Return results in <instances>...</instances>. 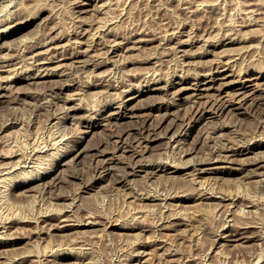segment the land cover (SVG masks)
Masks as SVG:
<instances>
[{
  "label": "rangeland",
  "instance_id": "rangeland-1",
  "mask_svg": "<svg viewBox=\"0 0 264 264\" xmlns=\"http://www.w3.org/2000/svg\"><path fill=\"white\" fill-rule=\"evenodd\" d=\"M200 1L203 2L0 0V153L13 148L18 154L14 157L18 160L17 165H0L1 170L5 169L3 172L0 170V217L15 213L17 216L24 210L23 214L33 216L13 225L0 220V264H38V258L44 260V264L47 261V264H264V166L258 167L264 164V0H204L212 4L208 5L210 9L216 8L211 13L204 11L208 6ZM245 1L247 4L254 3L244 5ZM187 6H190L192 12L182 9ZM241 6L244 12L240 10ZM82 8L84 12H80ZM81 17L88 22L93 20V25L98 26L93 28L89 24H82L79 20ZM87 27H90L89 31L82 29ZM75 31H83L84 35L77 36ZM108 31L113 32L116 41H119L116 45H108L110 51L107 53L103 50L107 48L98 43H107V39L113 38ZM143 31L147 33L139 34ZM227 35L242 40L230 43ZM154 36H157L154 41H135L138 38L149 40ZM222 37L227 38L224 44L220 43ZM170 38L174 41L170 42ZM181 41L184 43L180 44ZM37 42L40 43L39 47H35ZM41 42L48 44L41 45ZM82 51L85 54L92 53V57L96 58H87L84 54L78 57L80 59H72L73 54ZM163 52L168 54L164 55ZM157 54L162 55L158 57ZM81 56L86 59H81ZM49 57H54V61H49ZM75 60L82 61L80 63ZM75 64L77 67L73 66ZM67 75L71 77L65 80ZM49 78L58 80L50 81ZM158 78H162V81H153ZM167 78L173 79L174 85L169 84ZM60 80L65 81L66 85L54 91L51 85ZM110 83L115 87L108 85ZM223 101H228V107L221 108ZM37 102L52 104L45 111L37 108ZM195 103L199 109L205 107L206 111L196 113L198 105ZM48 110H51L50 113ZM143 112L150 113L143 115ZM203 112L204 117L201 116ZM143 119L154 126L150 128L156 133L157 139L144 142L142 147L138 146L142 152H135L132 147L138 143L136 138L139 135L136 138L125 135L122 141L117 135H112L122 128L125 130L135 126L137 130ZM182 122L184 125L180 132L175 133ZM155 124L158 126L155 127ZM124 138L127 141H123ZM241 144L251 146L252 150L239 155L230 151V157L214 159L205 164L208 171L195 169V165L197 168L202 166L195 162L203 158L205 161L214 148H237ZM189 145L194 146L191 153L185 151ZM20 146H23L22 150ZM65 148L71 151L66 153ZM20 155L23 157L20 158ZM0 159L3 162V157ZM256 161L260 164H253ZM128 162L138 165L133 169ZM154 163L167 165L169 174L155 170L151 167ZM123 169L131 170L127 180L122 183L113 182L115 171ZM102 171L105 177L100 178ZM73 173L80 177H74ZM50 179L53 181L50 182ZM90 183H94L92 188L87 185ZM181 185L188 192L199 189L212 192L214 186L217 189L213 193L224 190L225 194H229L228 198L222 200V204H230L231 199L234 203L224 207L222 204L217 206L198 199L173 198L177 186ZM50 191L56 192L57 199H51ZM16 192L20 193L19 196ZM147 193H155L166 199L155 200L158 203L155 205L149 204L152 203L150 200L139 199ZM222 194L218 192L214 196ZM161 202L165 205H160ZM61 205L66 206L58 211L62 216L55 215L51 219L40 216L42 209L41 213L46 211V214H52L57 211L54 206L60 208ZM88 205L92 206L94 215L100 216H87V211L82 208ZM226 208L229 209L226 211ZM75 214L80 215L83 222L77 220ZM167 214L175 218L171 220L166 217ZM177 216L190 219H184L186 224H170L174 221L183 222ZM28 219H32V222ZM91 220H99L101 223L90 225L88 222ZM245 222H252L247 230L240 227ZM130 223L136 227H122ZM65 225L67 227H63ZM162 225L172 227L167 228L168 231L162 229ZM153 233H157V236H153ZM145 242L152 248H145ZM166 247H170L168 251ZM50 248L53 254H50ZM171 248L177 251L170 253ZM70 249L77 250L80 257L69 253L58 254ZM144 250L145 253L141 255ZM42 251H45V255H42Z\"/></svg>",
  "mask_w": 264,
  "mask_h": 264
},
{
  "label": "bare ground",
  "instance_id": "bare-ground-1",
  "mask_svg": "<svg viewBox=\"0 0 264 264\" xmlns=\"http://www.w3.org/2000/svg\"><path fill=\"white\" fill-rule=\"evenodd\" d=\"M25 1H27V0H25ZM161 1H164V0H161ZM168 1V0H167ZM175 1H178V2H182V4L184 3H186V2H189V0H175ZM241 1V0H240ZM55 2V1H54ZM172 2V1H171ZM198 2V1H197ZM205 2H207V1H204L203 0V2L202 1H200V3L201 4H204V5H211L212 6V4H208V3H205ZM239 2V1H238ZM28 3H29V1H28ZM59 3H61V2H59ZM84 3V2H83ZM157 3V2H156ZM168 3V2H167ZM196 2H194V4H195ZM217 3H219V2H217ZM241 3V2H240ZM254 3V2H253ZM253 3H251V4H253ZM24 4H25V2H24ZM190 4H192V3H190ZM198 6L200 5V4H198V3H196ZM213 4H214V2H213ZM239 4V3H238ZM242 4V3H241ZM250 3L249 4H247L246 3V1H245V3H244V5H251ZM263 4H264V2H263ZM23 5V4H22ZM158 5H160V4H158ZM28 6H29V4H28ZM145 6H147V5H145ZM148 6H151V5H148ZM184 6V5H183ZM197 6V7H198ZM227 6V5H226ZM239 6V5H238ZM243 6V5H242ZM242 6H241V9L240 10H244L243 8H242ZM22 7V6H21ZM158 7V6H157ZM156 7V8H157ZM169 7V6H168ZM180 7V6H179ZM228 7V6H227ZM240 7V6H239ZM238 7V8H239ZM27 8H29V7H27ZM161 8V7H160ZM190 8V6H187V7H182V9H185L186 11L185 12H192V10H190L189 9ZM219 8H220V6H219ZM223 8H225V7H223ZM248 8V7H247ZM21 9V8H20ZM40 9V8H39ZM203 9V8H202ZM226 10H228L227 8H225ZM246 9V8H245ZM45 10V9H44ZM82 11H80V12H84V10H83V8L81 9ZM195 10V9H194ZM235 10V9H234ZM238 10V9H237ZM239 10V11H240ZM27 11H28V9H27ZM26 11V12H27ZM74 11V10H73ZM139 11V10H138ZM149 11H151V10H149ZM149 11H147V12H149ZM204 11H207V13L208 12H215L216 11V8L215 7H212L211 9H210V7L208 6L207 8H205L204 9ZM252 11V10H251ZM19 12H20V10H19ZM165 12H166V10H165ZM244 12V11H243ZM22 13V12H21ZM36 13H38V12H36ZM139 13V12H138ZM224 13V12H223ZM31 14H33V13H31ZM39 14H40V12H39ZM161 14H163V13H161ZM168 14V13H167ZM187 14V13H186ZM221 14V13H220ZM247 14V13H246ZM27 15V14H26ZM36 15V14H35ZM74 15V14H73ZM79 15V14H78ZM77 15V16H78ZM81 15V14H80ZM94 15V14H93ZM153 15V14H152ZM164 15H165V13H164ZM189 15V14H188ZM20 16V15H19ZM30 16V15H29ZM84 16V15H83ZM251 16V15H250ZM85 17V16H84ZM208 17H210V16H208ZM243 17V16H242ZM247 17H249V16H247ZM21 18V17H20ZM24 19V18H23ZM86 19H87V17H86ZM92 19V18H91ZM95 19H96V17H95ZM94 19V20H95ZM209 19V18H208ZM79 20L82 22V24H89V26H91V27H93V28H95V27H97V26H94L93 24H94V22H93V20L92 21H90V22H88V21H86L83 17H81V18H79ZM79 20H77V21H79ZM20 21V20H19ZM73 21V20H72ZM166 21V20H165ZM183 21V20H182ZM201 21V20H200ZM210 22V21H209ZM253 22V21H252ZM155 23V22H154ZM161 23V22H160ZM165 23H167V22H165ZM171 23V22H170ZM178 23V22H177ZM74 24V23H73ZM81 24V25H82ZM158 24V23H157ZM181 24V23H180ZM185 24V23H184ZM222 24V23H221ZM257 24V23H256ZM170 25H172V24H170ZM193 25H195V24H193ZM72 26V25H71ZM75 26H77V25H75ZM101 26V24H99V27ZM155 26V25H154ZM159 27H160V25H158ZM174 26V25H173ZM175 27V26H174ZM185 27V26H184ZM193 27V26H192ZM239 27V26H238ZM8 28H10V26L8 27ZM81 28V27H80ZM88 28H90V27H87V28H82V29H84L85 31H89L88 30ZM145 28H147V27H145ZM149 28V27H148ZM152 27H150V29H151ZM167 28V27H166ZM180 28V27H179ZM207 28V27H206ZM98 29V28H97ZM137 29H138V27H137ZM153 29V28H152ZM162 29V28H161ZM172 29V28H171ZM201 29V28H200ZM228 29V28H227ZM239 29V28H238ZM3 30V29H2ZM69 30V29H68ZM71 30V29H70ZM75 30V29H74ZM108 30V29H107ZM116 30V29H115ZM114 30V31H115ZM135 30V29H134ZM157 30V29H156ZM206 30V29H205ZM229 30H231V29H229ZM235 30V29H234ZM237 30V29H236ZM249 30H251V29H249ZM17 31V30H16ZM64 32H65V30H63ZM112 31V30H111ZM109 32L110 33V35L111 36H113V38H109V39H107L108 41H107V43L106 42H100L99 41V43L98 44H101L102 46H103V48H107V46L108 45H116L118 42L117 41H119V40H117L116 41V35L113 33V32ZM138 31V30H137ZM161 31V30H160ZM176 31V30H175ZM83 32V31H82ZM82 32H80V31H75L74 32V34L75 35H77V36H81L83 33ZM163 31H161V33H162ZM166 32V31H165ZM167 32H169L170 33V31H168L167 30ZM174 32V31H173ZM227 32V31H226ZM229 32V31H228ZM233 32V31H232ZM239 32V31H238ZM250 32H252V31H250ZM66 33H68V32H66ZM107 33V32H106ZM117 33V32H116ZM135 33V32H134ZM140 33H147V32H145V31H143V32H139V34ZM149 33H152L151 31L149 32ZM208 33V32H207ZM247 33V32H246ZM23 34V33H22ZM59 34V33H58ZM60 34H62V33H60ZM70 34V33H69ZM91 34V33H90ZM102 34V33H101ZM136 34V33H135ZM252 34V33H251ZM84 35V34H83ZM96 35V34H95ZM153 35V34H152ZM216 35V34H215ZM215 35H213V36H215ZM226 35V34H225ZM248 35H250V34H248ZM1 36V35H0ZM46 36V35H45ZM101 36H103V35H101ZM110 36V37H111ZM115 36V37H114ZM132 36V35H131ZM246 36V35H245ZM53 37V36H52ZM130 37V36H129ZM139 37V36H138ZM164 37V36H163ZM168 37V36H167ZM166 37V38H167ZM191 38H193L192 36H190ZM221 37V36H220ZM227 37L230 39V43H234V42H236V41H238V40H242L241 38H235V37H232L231 35H227ZM54 38V37H53ZM61 38V37H60ZM77 38V37H76ZM83 38V37H82ZM107 38V37H106ZM204 38V37H203ZM62 39V38H61ZM70 40H71V38H69ZM124 39V38H123ZM130 39H132V38H130ZM143 39V38H142ZM155 39H157V36H154L152 39H149V40H141V38H138L137 40H135V41H154ZM176 39V38H175ZM198 39V38H197ZM227 38H225V37H222L221 38V44H224L226 41ZM244 39V38H243ZM6 40V39H5ZM8 40H10V39H8ZM16 40H18V39H16ZM24 40V39H23ZM102 40V39H101ZM165 40V39H164ZM192 40V39H191ZM207 40V39H206ZM3 41V40H2ZM1 41V44H3V42ZM7 41V40H6ZM6 41H5V43H6ZM12 41H14L15 42V40L13 39ZM19 41H21V39L19 40ZM76 41H77V39H76ZM105 41V40H104ZM110 41V42H109ZM112 41H115V43L113 44V42ZM122 41V40H121ZM129 41H131V40H129ZM169 41L170 42H173L174 40L172 39V38H170L169 39ZM194 41V40H193ZM14 42H13V44H14ZM49 42V41H48ZM54 42V41H53ZM77 42H80V40L79 41H77ZM94 42V41H93ZM111 42H112V44H111ZM177 42H179V41H177ZM208 42V41H207ZM229 42H227V43H229ZM22 43V42H21ZM38 43V42H37ZM36 43V44H37ZM184 43V41H181L180 42V44H183ZM188 43H190V42H188ZM9 44V43H8ZM35 44V47H39V45H40V43H38L37 45ZM45 44V42H41V45H44ZM48 43H46L45 45H47ZM58 44V43H57ZM57 44H53V45H56L57 46ZM76 44H78V43H76ZM89 44V43H88ZM167 44V43H166ZM215 45H217V43H214ZM5 45H7V44H5ZM19 45V44H18ZM92 45V44H91ZM34 46V45H33ZM50 47H51V45H50ZM89 47V46H88ZM87 47V48H88ZM134 47V46H133ZM132 47V48H133ZM139 47V46H138ZM137 47V48H138ZM47 48V47H46ZM49 48V47H48ZM97 48H98V46H97ZM109 48V47H108ZM103 49L105 52H109L110 51V49ZM119 48H121V47H119ZM37 49V48H36ZM90 49V48H89ZM95 49V48H94ZM101 49V48H100ZM134 49V48H133ZM13 50V49H12ZM15 50V49H14ZM33 50V49H32ZM69 50V49H68ZM77 50V49H76ZM75 50V51H76ZM185 50V49H184ZM41 51V50H40ZM58 51V50H57ZM66 51V50H65ZM73 51V50H72ZM103 51V52H104ZM115 51V50H114ZM68 52V51H67ZM70 52V51H69ZM82 52H84V51H82ZM82 52L81 53H75V54H73L71 57H73L72 59H76V57L78 58L80 55H84L85 54V52L82 54ZM101 52H102V50H101ZM157 52V51H156ZM184 52H186V51H184ZM208 52V51H207ZM46 53V52H45ZM100 53V52H99ZM99 53H96V54H98V55H102V54H99ZM150 53V52H149ZM164 53V55L165 54H168V53H166V52H163ZM176 53H177V51H176ZM13 54V53H12ZM11 54V55H12ZM64 54V53H63ZM92 54V53H91ZM91 54H89L88 52H87V54H85V55H87V58H88V56H91L92 57V55ZM106 54V53H105ZM105 54H103V55H105ZM10 55V54H9ZM8 55V56H9ZM60 55H62V54H60ZM69 55V54H68ZM108 55V54H107ZM149 55V54H148ZM162 55V54H161ZM160 55V56H161ZM174 55H176V54H174ZM8 56H6V58L8 57ZM47 56H48V54H47ZM51 56V55H50ZM157 56H158V54H157ZM160 56H158V57H160ZM178 56V55H177ZM186 56V55H185ZM62 57V56H61ZM84 56H81V59L83 58ZM95 57V56H94ZM94 57H92L91 59H93ZM148 57V56H147ZM179 57V56H178ZM10 58V57H9ZM37 58V57H36ZM65 58H67L66 56H65ZM96 58V57H95ZM164 58V57H163ZM231 58V57H230ZM71 59V60H72ZM78 59H80V58H78ZM83 59H86V58H83ZM90 59V58H89ZM146 59V58H145ZM148 59V58H147ZM150 59V58H149ZM4 60V59H3ZM161 60V59H160ZM36 61V60H35ZM49 61H54V57H49ZM75 61H80V63H81V61L82 60H75ZM87 61H89L88 59H87ZM92 61V60H91ZM137 61V60H136ZM143 61V60H142ZM63 62V64L65 63L64 61H62ZM84 62V61H83ZM99 62H101V61H99ZM60 63V62H59ZM72 63V62H71ZM105 63V62H104ZM48 64V63H47ZM46 64V65H47ZM69 64V63H68ZM73 64H74V60H73ZM236 64V63H235ZM62 65V64H61ZM99 65H100V63H99ZM42 67L44 66V63L41 65ZM40 66V67H41ZM67 66V65H66ZM73 66H76L77 67V65L75 64V65H73ZM4 67V66H3ZM47 67H48V65H47ZM45 68V67H44ZM214 68H216V67H214ZM41 69V68H40ZM241 69H242V67H241ZM44 70V69H43ZM79 70V69H78ZM71 71V70H70ZM209 71V70H208ZM212 71V70H211ZM240 71V70H239ZM75 72V71H74ZM242 72V71H241ZM49 73V72H48ZM76 73V72H75ZM78 73H79V71H78ZM202 73V72H201ZM64 74V73H63ZM67 74V73H66ZM211 74V73H210ZM240 74V73H239ZM238 74V75H239ZM41 75V74H40ZM61 75V74H60ZM75 75V74H74ZM74 75H72V76H74ZM77 75H79V74H77ZM173 75V74H172ZM175 75V74H174ZM201 75V74H200ZM206 75H208V74H206ZM70 76V75H69ZM68 75L66 76V79L65 80H68V77H69ZM133 76V75H132ZM198 76V75H197ZM196 76V78H201V76L200 77H197ZM71 77V76H70ZM194 77V76H193ZM54 78H56V77H54ZM164 78H166V77H164ZM169 78V77H168ZM168 78H167V80H168ZM182 78H185V77H182ZM250 78V77H249ZM1 79H3L2 78V76H1ZM5 79V78H4ZM41 79V78H40ZM50 79H52V78H49V80ZM61 79V78H60ZM128 78H126V80H127ZM145 79V78H144ZM150 79V78H149ZM8 80V79H7ZM36 80V79H35ZM43 80H45V79H43ZM53 80V79H52ZM55 80H58V79H55ZM55 80H53V81H55ZM73 80V79H72ZM74 80H75V78H74ZM80 80H82V79H80ZM189 80V79H188ZM196 80V79H195ZM33 81V80H32ZM38 81V80H37ZM42 81V80H41ZM41 81H39V83H41ZM51 81V80H50ZM52 81V82H53ZM112 81H113V79H112ZM125 81V80H124ZM153 81H156V82H159V81H162V78H158V79H156V80H153ZM200 81H202V80H200ZM199 81V82H200ZM12 82V81H11ZM31 82V81H30ZM29 82V83H30ZM57 82H59V81H57ZM75 82H77V81H75ZM79 82V81H78ZM149 82V81H148ZM169 84H171V85H174V80L172 79V80H168L167 81ZM204 82V81H203ZM258 82V81H257ZM13 83V82H12ZM44 83V82H43ZM81 83V82H80ZM202 83V82H201ZM224 83V82H223ZM2 84V83H1ZM6 85H7V83H5ZM46 84V83H45ZM49 84H51V82L49 83ZM102 84V83H101ZM101 84H99V85H101ZM118 84H120V83H118ZM159 84V83H158ZM193 84V83H192ZM40 85H42V84H40ZM64 85H66V82L65 81H61L60 80V82L59 83H57V84H54L53 86L51 85V87L52 88H54V91H56L55 89H59V88H64ZM73 85V84H72ZM97 85V84H96ZM108 85H111V83L110 84H108ZM117 85V84H116ZM3 86V85H2ZM5 86V85H4ZM3 86V87H4ZM10 86V85H9ZM13 86H14V84H13ZM69 86V85H68ZM76 86H77V84H76ZM88 86V85H87ZM112 86H114L115 87V85L113 84V85H111V87ZM168 86V85H167ZM195 86V85H194ZM199 86V85H198ZM243 86L245 87V84L243 83ZM15 87H17V86H15ZM18 87H20V86H18ZM22 87V86H21ZM44 87V86H43ZM43 87L41 86V88L43 89ZM117 87V86H116ZM140 87V86H139ZM165 87H166V85H165ZM201 87V86H200ZM211 87V86H210ZM13 88V87H12ZM32 88H35V87H30V89H32ZM46 88H48V85H47V87ZM50 88V87H49ZM118 88V87H117ZM125 88V87H124ZM141 88V87H140ZM164 88V87H163ZM183 88V87H182ZM209 88V87H208ZM237 88V87H236ZM13 89H16V88H13ZM20 90H22L21 88H19ZM44 89H45V87H44ZM149 89V88H148ZM179 89V88H178ZM223 89V88H222ZM8 90V89H7ZM11 90V89H10ZM19 90V91H20ZM23 90H25V89H23ZM28 90V89H27ZM35 90V89H34ZM180 90H181V87H180ZM219 90V89H218ZM37 91H40V89H38ZM50 91V90H49ZM141 91V90H140ZM10 92V91H9ZM33 92V91H32ZM41 92V91H40ZM58 92V91H57ZM227 92V91H226ZM236 92H237V90H236ZM248 92V91H247ZM2 93V92H1ZM14 92L12 91V94H13ZM52 93V92H51ZM20 94V93H19ZM47 94V93H46ZM201 94V93H200ZM232 94V93H231ZM238 94V93H237ZM236 94V95H237ZM28 95V94H27ZM37 95V94H36ZM39 95V94H38ZM60 95V94H59ZM197 95V94H196ZM202 95V94H201ZM234 95L235 94H233V97H234ZM244 95V94H243ZM254 95V94H253ZM252 95V96H253ZM40 96V95H39ZM190 96H193V95H190ZM241 96V95H240ZM10 97V96H9ZM35 98H36V96H34ZM46 97V96H45ZM52 97H54V96H52ZM55 97H56V95H55ZM188 97V96H187ZM259 97V96H258ZM5 98V97H4ZM39 98V97H38ZM42 98V97H41ZM60 98V97H59ZM61 98H62V96H61ZM192 98H194V97H192ZM225 98V97H224ZM262 98V97H261ZM2 99V98H1ZM6 99V98H5ZM53 99V98H52ZM63 99H65V98H63ZM113 99V98H112ZM195 99V98H194ZM227 99V98H226ZM230 99V98H229ZM241 98L239 97V100H240ZM242 99H244V100H247V98H242ZM256 99H257V97H256ZM15 100V99H14ZM47 100H48V98H47ZM50 100V99H49ZM55 100V99H54ZM60 100V99H59ZM62 100V99H61ZM192 100V99H191ZM196 100V99H195ZM195 100H193L194 102H195ZM217 100H219V99H217ZM225 100V99H224ZM262 100V99H261ZM13 101V100H12ZM42 101H43V99H42ZM44 101H46V100H44ZM161 101V100H160ZM235 101V100H234ZM253 101H255V100H253ZM7 102V101H6ZM110 102H112V101H110ZM197 102V101H196ZM228 102V101H227ZM227 102H225V101H223L221 104V108H225L227 105H226V103ZM232 102V101H231ZM230 102V103H231ZM237 102H239V101H237ZM241 103H242V101H240ZM3 103V102H2ZM39 102H37V108L38 109H40V108H42V109H44L45 111L47 110V108H49L50 106H51V104H52V102H51V104L50 103H45V102H42V103H39ZM55 103H57V102H55ZM203 103V102H202ZM201 103V104H202ZM252 103V102H251ZM118 104H120V103H118ZM196 104V103H195ZM35 105V104H34ZM112 105V104H111ZM152 106L153 105H155V104H151ZM194 105V104H193ZM196 105H198V104H196ZM205 105V104H204ZM81 106V105H80ZM80 106H77V107H80ZM106 106V105H105ZM109 106V105H108ZM163 106H164V104H163ZM216 106V105H215ZM35 107H36V105H35ZM82 107V106H81ZM85 107V106H84ZM87 107V106H86ZM144 107V106H143ZM199 107V105L197 106V108ZM203 107V106H202ZM208 107V106H207ZM212 107V106H211ZM228 107V106H227ZM32 108H34V107H32ZM70 108H72V107H70ZM91 108V107H90ZM103 109H104V107H102ZM124 108H126V107H124ZM168 108V107H167ZM35 109V108H34ZM52 109V108H51ZM211 109V108H210ZM215 109H217V107L215 108ZM254 109V108H253ZM36 110V109H35ZM194 110V109H193ZM204 110V112L206 111V108L205 107H203V109L201 108V109H197L196 110V113L197 112H200V111H203ZM214 110V109H213ZM49 111V113H50V111L51 110H48ZM47 111V112H48ZM69 111V110H68ZM90 111V110H89ZM167 111V110H166ZM204 112L202 113V117H204ZM54 113V112H53ZM57 113V112H56ZM68 113V112H67ZM120 113V112H119ZM144 113H150V112H143L142 114L144 115ZM114 114V113H113ZM124 114V113H123ZM167 114V113H166ZM194 114H195V112H194ZM216 114H218V113H216ZM220 114V113H219ZM258 114V113H257ZM264 114V113H263ZM53 115V114H52ZM76 115V114H75ZM89 115H91V114H89ZM125 115V114H124ZM135 115H137V114H135ZM140 115V114H139ZM142 115V116H143ZM260 115V114H259ZM141 116V115H140ZM200 116V118H202ZM72 117V116H71ZM94 117V116H93ZM143 117H145V116H143ZM73 118V117H72ZM92 118V117H91ZM142 118V117H141ZM71 119V118H70ZM139 120V119H138ZM173 120H175V118H173ZM146 119L144 120H142V122H140V127H138L137 128V130H136V128H135V126H133V124H132V126L133 127H129L128 129H125V130H123V128L122 129H120V130H122V131H120V130H118V131H120V132H118L117 131V133H109V134H112L113 136H115V135H117V138H121V140L120 141H122V138L123 137H125V135L127 136V137H133V138H136L137 137V135H139L137 138H136V140L138 141V143L136 144L137 145V147H136V145H132V147L133 148H135V152H139L141 149L140 148H138V146L139 147H142V144L144 143V142H149V141H151V140H154V139H157L156 138V133L152 130V128H150V126L151 125H149V124H147L146 122ZM186 121V120H185ZM185 121H183V122H185ZM61 122V121H60ZM89 122V121H88ZM179 123L180 125L179 126H177V130H176V132L175 133H178V132H180V128L184 125V123ZM110 123H112L111 121H110ZM109 123V124H110ZM116 123V122H115ZM151 123V122H150ZM188 123V122H187ZM171 124V123H170ZM191 124V123H190ZM137 125V124H136ZM158 126V124H155V127H157ZM172 125V124H171ZM151 127H154V126H151ZM179 127V128H178ZM168 128V127H167ZM176 128V127H175ZM116 129V128H115ZM115 131V130H114ZM156 131V130H155ZM95 132V131H94ZM110 132H113V131H110ZM116 132V131H115ZM146 132H148L147 134H146ZM160 132V131H159ZM158 132V133H159ZM95 133H97V132H95ZM159 135H160V133H159ZM93 136H94V134H93ZM110 136V135H109ZM112 137V136H111ZM110 138V137H109ZM109 138H108V140H109ZM117 138H113V139H117ZM107 139V138H106ZM125 139V138H124ZM129 139V138H128ZM72 140V139H71ZM108 140H106V141H108ZM119 140H116V141H119ZM77 141V140H76ZM115 141V142H116ZM123 141H127L126 139L125 140H123ZM134 141V140H133ZM181 141V140H180ZM57 142V141H56ZM114 142V143H115ZM129 142V141H128ZM198 142V141H197ZM104 143V142H103ZM113 143V142H112ZM122 143V142H121ZM243 143V142H242ZM109 144V143H108ZM117 144V143H116ZM129 145V144H128ZM145 145V144H144ZM196 145V144H195ZM225 145V144H224ZM255 145H258V143H256ZM118 146V145H117ZM126 146V145H125ZM58 147V146H57ZM66 147V146H65ZM71 147V146H70ZM109 147V146H108ZM122 147V146H121ZM130 147V146H129ZM193 147L194 146H190L189 145V147H186L187 148V150H186V148H185V151H187V153H191L192 151H193ZM213 147V146H212ZM20 148H21V146H20ZM20 148H18V150L20 149ZM22 148H23V146H22ZM22 148L20 149V150H22ZM101 148V147H100ZM108 149V148H107ZM106 149V150H107ZM124 149V148H123ZM139 149V150H138ZM183 149V148H182ZM105 150V149H104ZM105 150V151H106ZM120 150V149H119ZM250 150H252V147L251 146H249V145H245V144H241V145H238L237 146V148H233V146L232 147H220V148H214L213 149V151L211 152V151H208V152H211V154L209 155V157L205 160V161H203L204 160V158H203V160L202 159H199L200 161L199 162H195L196 164H199V165H202V166H200V167H196V165H195V169H197L198 171H200V172H203V171H208L209 170V168H207L206 166L204 167V165L205 164H207V163H210L211 161H213L214 159H221V158H223V157H230V155L231 154H229V152L230 151H233L234 153H237L238 155L239 154H244V153H246V152H248V151H250ZM59 151V150H58ZM66 153H68L69 151H71V149H67V148H65V150H64ZM143 150H141V152H142ZM15 152V153H14ZM17 150H14L13 148H12V150L9 148L8 149V152H6V153H3V154H1L0 153V157H3V159H2V161L3 162H0V165H4V167L5 166H7V164H9L10 163V165L11 164H16L17 165V161L18 160H16L14 157H16L15 155H18L17 153ZM57 152V151H56ZM81 152V151H80ZM98 153V152H97ZM100 153H102V152H100ZM140 153V152H139ZM182 153H183V151H182ZM185 153V152H184ZM14 154V155H13ZM20 154V153H19ZM62 154V153H61ZM103 154V153H102ZM133 155H135V154H132V156ZM55 156V155H54ZM21 157H23V155L21 156L20 155V158ZM129 157H131L130 155H129ZM204 157H207V156H204ZM6 158H9L10 160H7ZM19 158V159H20ZM234 158V157H233ZM233 158H231V159H233ZM130 159V158H129ZM132 159V158H131ZM1 160V159H0ZM5 160V161H4ZM259 160H261V159H259ZM20 161V160H19ZM128 160H126V162H127ZM133 162H135L134 160H132ZM131 161V162H132ZM159 161V160H158ZM181 162H182V160H180ZM132 162V163H133ZM137 162V161H136ZM139 162V161H138ZM154 162V161H153ZM250 162H252V161H250ZM262 162V161H261ZM20 163V162H19ZM54 163V162H53ZM129 163V162H128ZM132 163L130 164L129 163V165L131 166V168L133 167V169L135 168V166L136 165H138V163L136 164V163H134L133 165H132ZM194 163V164H195ZM260 164L258 161H256V162H253V164ZM98 164V163H97ZM97 164H93V165H97ZM155 164V165H154ZM154 164H152V166L151 167H154L155 168V170L157 169V170H163V171H165L166 173H168V166L167 165H165V164H162V163H154ZM179 164V163H178ZM10 165H9V167H10ZM112 165V164H111ZM128 165V164H127ZM198 165V166H199ZM13 166V165H12ZM108 166V165H107ZM125 166V165H124ZM264 166V164H262L261 163V165L260 166H258V167H263ZM50 167V166H49ZM94 167V166H93ZM99 167V165L97 166V168ZM104 167V166H103ZM109 167V166H108ZM107 167V168H108ZM111 168H114V167H112V166H110ZM194 167V166H193ZM192 167V168H193ZM7 168V167H6ZM101 168V167H100ZM107 168H105V169H107ZM144 168V167H143ZM153 168V169H154ZM49 169V168H48ZM51 169V168H50ZM115 169V168H114ZM118 169V168H117ZM120 169V168H119ZM128 169V168H127ZM132 169V170H133ZM177 169V168H176ZM1 170V169H0ZM5 169H2L1 171L3 172ZM75 171L77 170L78 171V169H74ZM73 170V171H74ZM97 170V169H96ZM100 170H103V169H100ZM113 170V169H112ZM146 170H149V169H146ZM194 170V169H193ZM197 170H195V171H197ZM256 170V169H255ZM32 171V170H31ZM62 171V170H61ZM71 170H69V172H70ZM95 171V170H94ZM117 171V170H116ZM115 171V174H113V182H115V183H122V182H124V181H126L127 180V178H128V175L129 174H131V170H128V171H124V169L122 170V171H124L123 173H121L122 171H117L116 172ZM144 171V170H143ZM257 171V170H256ZM255 171V172H256ZM96 172V171H95ZM99 172V171H98ZM113 172V171H112ZM118 172H120V173H118ZM145 172V171H144ZM148 172H154V173H156L155 171H148ZM159 172V171H158ZM20 173V172H19ZM22 173V172H21ZM32 173V172H31ZM78 173H79V171H78ZM103 171L101 172V174H99L100 176V178H103V177H105L103 174ZM164 173V172H163ZM69 174V173H68ZM84 174V173H83ZM169 174V173H168ZM173 174V173H172ZM258 174V173H257ZM21 175V174H20ZM23 175H24V173H23ZM27 175V174H26ZM40 175V174H39ZM55 175V174H54ZM74 177H80V176H78L77 175V173H73L72 174ZM111 175V174H110ZM151 175V174H150ZM155 175V174H154ZM153 175V176H154ZM158 175V174H157ZM171 175V174H170ZM252 175V174H251ZM17 176H18V174H17ZM56 176H57V174H56ZM56 176H54V179H57L56 178ZM148 176V175H147ZM169 177H171V176H169ZM42 178V177H41ZM52 178V177H51ZM83 178V177H82ZM15 179V178H14ZM53 179V178H52ZM84 179V178H83ZM26 180V179H25ZM10 181V180H9ZM48 181V180H47ZM46 181V182H47ZM50 182L51 181H53V180H49ZM91 181V180H90ZM110 181V180H109ZM209 181V180H208ZM55 182V181H54ZM194 182V181H193ZM40 184V183H39ZM38 184V185H39ZM48 184H50V183H48ZM55 184V183H54ZM113 184V183H112ZM203 184V183H202ZM213 184V183H212ZM215 184V183H214ZM15 185V184H14ZM37 185V184H36ZM37 185V186H38ZM87 185H90V186H88V187H93L94 186V183H90V184H87ZM180 185V184H179ZM216 185L217 184H215V187H216ZM13 186V185H12ZM33 186H34V184H33ZM51 186V185H50ZM52 186H53V184H52ZM14 187V186H13ZM29 187V186H28ZM27 187V188H28ZM36 187V186H35ZM55 187V186H54ZM87 187V188H88ZM200 187H201V185H200ZM12 188V187H11ZM30 188V187H29ZM56 188V187H55ZM193 188H196V187H193ZM199 187H197L196 189H198ZM212 188V187H211ZM13 189V188H12ZM23 189V188H22ZM21 189V190H22ZM25 190H26V188H24ZM32 189V188H31ZM34 189V188H33ZM50 189H51V187H50ZM174 189V188H173ZM209 189H210V187H209ZM213 189H217V188H214V186H213ZM218 189H219V185H218ZM20 190V191H21ZM28 190V189H27ZM48 190V189H47ZM53 190V189H52ZM187 189L186 188H183V186L181 185L180 187H178L177 186V188H176V191H174V192H176V193H174L175 195L173 196V198H182V197H185V198H187V199H198V200H201L202 202H207V203H211V204H215V205H221L222 204V200H225L226 198H228L229 197V194H225L223 191H216V193H218V192H221V193H223L221 196H214V194H216V193H213L214 191L211 189V191L212 192H208L207 190L205 191V190H193V189H188V190H193V191H190V192H188V191H186ZM24 191V190H23ZM23 191H22V193H21V195L23 194ZM84 191H86V190H84ZM51 193H52V195H50L51 197H53V198H51V199H53L54 200V198H55V195H57L56 194V192L55 191H50ZM146 192V191H145ZM180 192H187L186 194H184V193H182L181 195L179 194ZM230 192V191H229ZM234 192V191H233ZM235 192H239V191H235ZM17 193V192H16ZM26 193V192H25ZM151 193V192H150ZM226 193H228L227 191H226ZM12 194V193H11ZM13 194H14V192H13ZM18 194H20V193H17V196H19ZM27 194V193H26ZM28 194H30L29 192H28ZM50 194V193H49ZM142 194H144L143 192H142ZM167 194H168V192H167ZM231 194H233L232 192H231ZM230 194V195H231ZM59 196H60V194H58ZM240 195V194H239ZM11 196H13V195H10V197ZM17 196H16V198H15V200L17 199ZM24 196V195H23ZM26 196H28V195H26ZM49 196V197H50ZM62 196V195H61ZM60 196V197H61ZM135 196H136V194H135ZM159 196H161V195H158V194H155V193H153V194H148L147 193V195L145 196V197H140L139 199H141L142 201L143 200H150L152 203H149V204H158V203H156V202H154L155 200H157V199H162L163 201L166 199V198H161V197H159ZM163 196V195H162ZM168 196H169V194H168ZM167 196V197H168ZM242 196V195H241ZM244 196V195H243ZM15 197V196H14ZM13 197V198H14ZM22 197V196H21ZM20 197V198H21ZM64 197H66L65 195H64ZM137 197H138V195H137ZM164 197V196H163ZM166 197V196H165ZM216 197H218L217 199H216ZM232 197V196H231ZM231 197L229 198V199H231ZM249 197V196H248ZM247 197V198H248ZM19 199V198H18ZM55 199H57V198H55ZM254 200H255V198H253ZM214 200V201H213ZM216 200H219L218 202H216L215 203V201ZM232 201H231V203H234V201H233V199H231ZM257 200V199H256ZM168 201V200H167ZM167 201H165V203H167L168 204V202ZM213 201V202H212ZM249 201V200H248ZM56 202V201H55ZM141 202V201H140ZM147 202V201H146ZM200 202V201H199ZM251 202V201H250ZM254 202V201H253ZM258 202V201H257ZM51 203L53 204V202L51 201ZM58 203V202H57ZM147 203V204H148ZM231 203L230 204H222V206L224 205V207H225V205L226 206H231ZM52 204H51V206H52ZM65 204V203H64ZM148 204V205H149ZM170 204V203H169ZM259 204V203H258ZM49 205V204H48ZM54 205V204H53ZM59 205V204H58ZM69 205V204H68ZM71 205V204H70ZM69 205V206H70ZM143 205H146L145 203H143ZM160 205H165V204H163V202H161L160 203ZM41 206V205H40ZM50 206V205H49ZM216 206V207H217ZM256 206H257V204H256ZM55 208H57V211H55V213H53L52 212V214H46V211H44V213H41V212H43L42 210V207H41V212H40V216L42 217V216H46V218H54L55 217V215H60V213L58 212V211H61V210H63V208L65 207L66 208V206H59L60 208H58V207H56V206H54ZM53 207V208H54ZM62 207V208H61ZM92 207V206H91ZM89 205L88 206H86V207H84V208H82V209H85L86 211H87V216L89 215V216H92V217H96V216H100V214H96V215H94V211L92 210V208H91ZM47 208V207H46ZM73 208V207H72ZM81 208V207H80ZM230 208V207H229ZM229 208H226V211H227V209H229ZM93 209H95V208H93ZM32 210V209H31ZM38 210V209H37ZM49 210V209H48ZM161 210H162V208H161ZM1 211V210H0ZM13 211V210H12ZM11 211V212H12ZM21 211H23V210H21ZM25 211V210H24ZM20 212V213H22V215L20 214V213H18V214H20V216H18V214H17V216L14 214V215H7V217H3V216H1L0 217V220L1 221H5V222H8V223H10V225H13L15 222H23L24 220V218H31V216L30 215H28V214H23V213H25V212ZM72 211V210H71ZM79 211V210H78ZM230 211V210H229ZM228 211V212H229ZM241 211V210H240ZM38 212V211H37ZM29 213V212H28ZM66 213V212H65ZM71 213V212H70ZM73 213V212H72ZM230 213H232V212H230ZM4 214V213H3ZM8 214V213H7ZM78 214H80V213H78ZM78 214L76 215L75 214V216H77V220H81L82 221V219H80V215L78 216ZM171 214V213H170ZM170 214H167L166 215V217H170L171 218V220H172V218H175V216H173V215H170ZM233 214V213H232ZM239 214V213H238ZM1 215V214H0ZM69 215V214H68ZM74 215V214H73ZM175 215H176V213H175ZM246 215V214H245ZM14 216H16V217H14ZM37 216V215H36ZM60 216H62V215H60ZM67 216V215H66ZM87 216H85V217H87ZM33 217V216H32ZM35 217V216H34ZM57 217V216H56ZM69 217V216H68ZM73 217V216H72ZM84 217V218H85ZM36 218V217H35ZM38 218V217H37ZM73 218H75V217H73ZM98 218V217H97ZM187 218H189L190 219V217H186L185 218V216L184 217H182V216H177V219H183L182 221L183 222H179V221H174L173 223H171V222H169L170 224H173L174 226L175 225H177V224H179V223H185L186 224V222L187 221H185L184 219H187ZM41 219V218H40ZM57 219V218H56ZM59 219V218H58ZM71 219V218H70ZM69 219V220H70ZM49 220V219H48ZM47 220V221H48ZM62 220V219H61ZM68 220V219H67ZM74 220V219H73ZM169 220V219H168ZM188 220V219H187ZM27 221H31L32 222V219L31 220H27ZM26 221V222H27ZM35 221V220H34ZM33 221V222H34ZM40 221V220H39ZM58 221V220H57ZM60 221V220H59ZM64 221V220H63ZM222 221H224V220H222ZM246 221V220H245ZM37 222V221H36ZM83 222V221H82ZM88 222V221H87ZM134 222V221H133ZM86 223V222H85ZM90 225H94V224H96V223H101V222H99V220H97V221H92L91 220V222H88ZM127 223V222H126ZM238 223V222H237ZM240 224V223H239ZM242 224V223H241ZM252 224V222H245V224L244 225H241L240 227H242V228H246V230H247V228L250 226ZM55 225V224H54ZM57 225V224H56ZM121 225V224H120ZM134 225V226H133ZM88 226V225H87ZM163 226V225H162ZM178 226V225H177ZM256 226V225H255ZM2 227V226H1ZM4 227H5V225H4ZM7 227H9V226H7ZM13 227V226H12ZM38 227V226H37ZM54 227V226H53ZM61 227V226H60ZM63 227H67L66 225L65 226H63ZM122 227H136L135 226V224H133V223H130V224H124V225H122ZM172 227V225H170V226H167V225H164L163 226V228L162 229H167V228H171ZM239 227V226H238ZM62 228V227H61ZM215 228H217V227H215ZM20 229V228H19ZM63 230V229H62ZM132 230V229H131ZM160 230V229H159ZM168 231H169V229H167ZM72 231V230H71ZM76 231V230H75ZM217 231V230H216ZM36 232V231H35ZM84 232V231H83ZM93 232V231H92ZM154 232V231H153ZM160 232V231H159ZM167 232V231H166ZM213 232V231H212ZM34 233V232H33ZM79 233V232H78ZM161 233V232H160ZM215 233V232H214ZM244 233V232H243ZM123 234V233H122ZM153 234H155V233H153ZM157 234V233H156ZM153 235V236H157V235ZM164 234V236H166V234H165V232L163 233ZM255 236V235H254ZM240 237V236H239ZM251 237H253V236H251ZM157 239H158V237H156ZM160 238V237H159ZM249 239V238H248ZM154 240H156V239H154ZM167 240V239H166ZM245 240V239H244ZM145 241V240H144ZM14 242V241H13ZM139 242V241H138ZM133 243V242H132ZM146 243V242H145ZM158 243V242H157ZM1 244V243H0ZM153 244V243H152ZM139 245H141V244H139ZM143 246H146L145 248H148V247H151L150 246V244L149 243H146V244H143ZM164 246V245H163ZM173 246V245H172ZM161 247V246H160ZM4 248H6V246L4 247ZM69 248V247H68ZM144 248V249H145ZM152 248V247H151ZM158 248V247H157ZM162 248V247H161ZM167 248V247H166ZM168 248H170V247H168ZM168 248H167V251H168ZM176 248V247H175ZM175 248H171V250H169L170 251V253H172L173 252V250L174 251H177ZM3 249V248H2ZM82 249V248H81ZM264 249V248H263ZM6 250H7V248H6ZM49 250V249H48ZM76 250V249H75ZM152 250V249H151ZM1 251H4V250H1ZM47 251V250H46ZM51 251H53L51 248H50V254H53ZM58 251H60V250H58ZM78 251H80V250H78ZM178 251H180L179 249H178ZM9 252V251H8ZM49 252V251H48ZM82 252H83V250H82ZM1 253V252H0ZM42 255H45V251L43 252L42 251ZM62 253H69V255L71 254V256L73 255V256H75V255H79V257H80V254H79V252H77V250L76 251H72V249H70L69 251H65V252H58V254H62ZM85 253V252H84ZM143 253H145V250L141 253V255L143 254ZM180 253V252H179ZM37 254V253H36ZM173 254H174V252H173ZM39 255H41V254H39ZM46 255H48L47 253H46ZM57 255V254H56ZM82 255H84V254H82ZM132 255V254H131ZM139 255V254H138ZM38 256V255H37ZM42 257V256H41ZM57 257V256H56ZM139 257H141V256H139ZM58 258V257H57ZM10 259V258H9ZM39 259V263L38 264H44V263H42L44 260H42V259H40V258H38ZM50 260V259H49ZM46 261V260H45ZM66 261H68V260H66ZM66 261H65V263H66ZM75 261V260H74ZM7 262V261H6ZM5 262V263H6ZM48 262V261H47ZM47 262H46V264H47ZM56 262V261H55ZM64 262V261H63ZM77 263H78V261H76ZM81 262V261H80ZM4 263V262H3ZM8 263H10V262H8ZM12 263H14V262H12ZM20 263V262H19ZM22 263V262H21ZM49 263V262H48ZM58 263V262H57ZM72 262H70L69 264H71ZM85 263V262H84ZM61 264V263H60ZM80 264V263H79Z\"/></svg>",
  "mask_w": 264,
  "mask_h": 264
}]
</instances>
